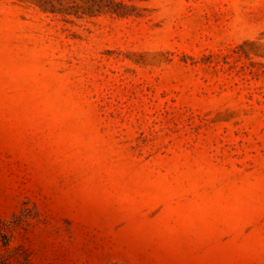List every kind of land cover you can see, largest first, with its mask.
Returning <instances> with one entry per match:
<instances>
[{
  "label": "rangeland",
  "instance_id": "rangeland-1",
  "mask_svg": "<svg viewBox=\"0 0 264 264\" xmlns=\"http://www.w3.org/2000/svg\"><path fill=\"white\" fill-rule=\"evenodd\" d=\"M145 7L0 0V264H264V0Z\"/></svg>",
  "mask_w": 264,
  "mask_h": 264
},
{
  "label": "trees",
  "instance_id": "trees-1",
  "mask_svg": "<svg viewBox=\"0 0 264 264\" xmlns=\"http://www.w3.org/2000/svg\"><path fill=\"white\" fill-rule=\"evenodd\" d=\"M33 6L45 15L65 22L92 20L102 16L141 17L152 0H17Z\"/></svg>",
  "mask_w": 264,
  "mask_h": 264
}]
</instances>
